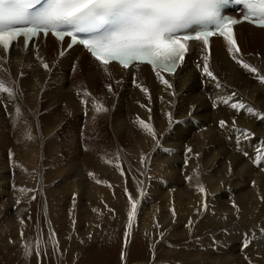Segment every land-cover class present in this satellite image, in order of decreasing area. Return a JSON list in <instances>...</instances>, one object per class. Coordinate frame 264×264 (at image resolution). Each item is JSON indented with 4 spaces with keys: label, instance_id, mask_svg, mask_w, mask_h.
I'll list each match as a JSON object with an SVG mask.
<instances>
[{
    "label": "bare ground",
    "instance_id": "bare-ground-1",
    "mask_svg": "<svg viewBox=\"0 0 264 264\" xmlns=\"http://www.w3.org/2000/svg\"><path fill=\"white\" fill-rule=\"evenodd\" d=\"M237 35L244 59L238 58L251 62L257 73L245 75L231 59L227 41L214 38L209 67L219 88L202 72L201 42L191 43L185 64L174 75L162 73L171 89L148 66L128 70L116 64L104 66L80 46L59 57V42L51 36L40 38L36 47L17 44L16 51L0 52V82L14 93L9 98L0 92V264H38L36 248L41 249L39 264H252L253 260L263 264L264 156L262 148L257 150V140L264 138L260 130L264 119L248 112L237 119L231 113L227 118L215 115L228 105L234 91L250 98L255 113L264 115V81L258 79L264 75V29L241 23ZM95 103V110L84 107ZM212 108L219 109L209 112ZM87 109L96 114L94 118H84ZM125 109L127 120L121 113ZM211 114L217 124L206 133L207 142L215 145L219 138L228 149L187 151L182 159L185 151L170 146L168 164H161L163 174L151 176V168L145 173L140 167L146 157L139 160L129 145L124 143L127 149H123V143L118 144L132 135L126 132L123 138L118 128H140L148 141L153 136L141 121L152 128H202ZM220 120L229 125L235 120L242 128L220 129ZM106 125H112L109 131L117 142L110 161L104 159L101 144ZM243 130L256 136L246 138ZM142 144L151 160L154 144L145 140ZM245 152L246 158L232 159L239 166L235 171L233 164L224 172L211 165L217 158L230 160ZM256 159L262 162L254 163ZM74 161L79 164H70ZM91 167H98L97 172ZM76 168L79 179L73 177ZM133 200L137 212L129 227ZM248 240L251 243L244 247Z\"/></svg>",
    "mask_w": 264,
    "mask_h": 264
},
{
    "label": "snow or ice",
    "instance_id": "snow-or-ice-1",
    "mask_svg": "<svg viewBox=\"0 0 264 264\" xmlns=\"http://www.w3.org/2000/svg\"><path fill=\"white\" fill-rule=\"evenodd\" d=\"M229 2L230 0H45L42 9L33 13L30 9L40 3V0H0V50L10 53L18 50L17 44L28 47L41 35H51L62 43L67 39L68 48L76 44L82 45L91 57L104 66L115 62L128 69L147 64L161 83L171 89L172 84L162 73L175 74L186 58L189 43L202 42L208 48L210 38L219 36L227 41L231 59L255 74V67L238 58L241 50L237 45L234 27L243 21L264 29V0H234L246 10L242 19L223 14L224 6ZM80 33L90 34V38H81L78 35ZM209 56L203 59L202 72L215 81L219 88L221 85L218 77L209 67ZM43 67L48 69L49 65L44 63ZM258 79L264 81V75ZM108 90L111 91L110 85ZM142 90L148 91L146 88ZM0 92L6 93L9 98L14 96L13 90L2 82ZM235 95L233 92L232 96ZM231 107L257 114L258 118L264 119V115L255 113L252 107L243 103L234 102ZM169 119L171 121V114ZM141 124L153 138L156 137L150 125L143 121ZM219 126L225 128L227 121H219ZM241 135L247 138L254 136V133L243 130ZM187 151L191 152L192 149L188 148ZM244 155L247 156L248 153L245 152ZM261 162L259 159L254 160L257 164ZM200 191L206 196L204 188ZM129 200H132L131 196ZM207 207L205 200L204 210ZM233 207L237 206L233 204ZM172 211L175 214V209ZM136 212L137 205L133 200L127 214L129 227L132 226ZM260 234L264 236V229L260 230ZM23 236L21 232V237ZM250 243L251 240L246 241L244 247H248ZM34 252L39 264L41 249L36 248ZM25 253L32 254L28 249H25Z\"/></svg>",
    "mask_w": 264,
    "mask_h": 264
},
{
    "label": "rangeland",
    "instance_id": "rangeland-1",
    "mask_svg": "<svg viewBox=\"0 0 264 264\" xmlns=\"http://www.w3.org/2000/svg\"><path fill=\"white\" fill-rule=\"evenodd\" d=\"M248 51H249V53H250V55H255V51H252V52H250L251 50L250 49H248ZM247 55V57H248V53L246 54ZM250 66L251 67H253L254 65L250 62ZM238 68H240L242 71H243V73L245 74V75H248V74H250V72L248 71V70H246V69H244L243 67H238ZM83 78V77H82ZM231 93H233V92H231ZM234 93L236 94L234 97H232V98H230L231 99V101L228 103V105L226 106V107H223V111H224V114H222L223 113V111H219V110H217V109H219V108H217V109H214L215 108V106H213L214 108H212L213 110H209V112H214L215 110H217V112L215 113V115H222L224 118H227L228 117V114L229 113H231L232 115H234L236 118L235 119H237V118H239V117H241V116H243V118H245V114L247 113L246 111H243V110H238V109H233L232 107H231V103H234V102H239V103H243V104H245L247 107H251L253 104H252V102L250 101V98H248V97H246V96H244L243 95V97L242 96H240L239 94H238V92L237 91H234ZM257 97H255V99H256ZM246 99V100H245ZM252 99H254V98H252ZM261 101H263L264 102V97L262 98V100ZM250 103V104H249ZM84 107H86V108H91V109H94L95 110V108L97 107V103H95V104H89V106H86V105H84ZM104 109H106L107 111H109L110 109L109 108H104ZM228 110V112H226ZM127 111H126V109L124 110V112L122 111L121 113L123 114H120V115H122V116H125L124 118H123V120H127L126 119V117L127 118H129V114H127L126 113ZM262 111H260L259 113H260V115H262V113H261ZM104 113H106L105 111H104ZM111 111H109L108 112V116H110V117H112L111 116ZM83 115H84V118H86V116H87V118H88V116H89V118H91V116H92V118H94L95 117V113H93L91 110H88L87 109V111H83V113H82ZM214 114V113H213ZM213 114H211L210 116H207V117H210L209 118V121H206L207 123H205V126L204 127H202V128H199V127H189V128H187V129H184V128H174V129H161V128H153L154 129V131H155V133H156V137L157 138H153V137H150V138H147L148 139V141L146 140V138H144V136L146 137V132L144 131V130H142V129H140V128H131V129H129V127H123V128H118L119 129V132H120V130H121V132H124V134H122V133H119V134H121V135H123V138L126 136V135H128L127 133H130V132H132V135H128L127 136V138H124V139H126V140H124V139H122V140H119L118 141V144L119 145H121V143H123L122 145H121V147L123 148V149H127V147H125V145H124V143L126 144V146H128L129 145V148H132L133 149V153H134V155L135 154H138V156H139V160H141L142 158H145L146 157V161H145V164L147 165H145L144 163H143V165L144 166H146V167H140L141 169H146L145 170V173H147L146 171L148 170V169H150L151 168V170H150V174H151V176L153 175V173H154V175L153 176H155V175H159V174H163V172H162V168H161V164L163 165H166V164H168V162L166 161V159L169 161V159H170V157H168V155L167 154H169L170 155V152H171V150H172V148H170V146L172 147L173 145H176L177 146V148L181 151L182 149L185 151V152H183V154L180 156V158L183 156V155H185L186 153H187V149L188 148H192V151L191 152H194V151H196V150H198V149H200V150H202V151H205V150H208L209 148H214V149H216V148H218V146L219 147H223L224 145H222L221 146V143H222V141H221V139H219V138H217L216 139V144L214 145V143L213 144H208V142L207 141H209V139H210V137L208 136V138L206 137L207 136V134L206 133H212V131H208V130H210L211 128H215L216 127V124L217 123H214L215 121L212 119V118H214L212 115ZM91 115V116H90ZM212 116V117H211ZM82 119H84L83 117H81ZM130 119H131V117H130ZM130 119H129V122H130ZM214 119H216V117L214 118ZM84 120H86V119H84ZM217 120H219V119H217ZM221 121V120H220ZM121 122V125L122 124H124V122H122V120L120 121ZM252 121H250L249 123H251ZM208 124V125H207ZM219 124V123H218ZM120 125V126H121ZM91 126H92V124H91ZM112 125H106V127L104 126V128H103V135H104V140L102 141V143L101 144H103L102 146L104 147V150H105V158L104 159H107V160H113L114 159V152H115V149H116V147H117V145L115 144V143H117L113 138H114V136H113V134L114 133H110L111 131H109V130H112V127H111ZM87 127V126H86ZM93 127V126H92ZM220 127V126H219ZM105 128H107V130L105 129ZM110 128V129H109ZM126 128H128V131H127V129ZM196 128V129H195ZM226 128H231L230 129V131H234V130H240L241 128H242V126L240 125V124H236V122H235V124L234 125H229L228 123H227V126H226ZM87 129H88V132L89 133H91L92 134V130L90 129V128H88L87 127ZM90 129V130H89ZM114 129V128H113ZM126 129V130H125ZM136 129V130H135ZM184 129V130H183ZM220 129H221V127H220ZM264 128H262V129H260L261 131H264L263 130ZM137 130H139V132L137 131ZM204 130H205V133H204V135L202 134L203 132H204ZM206 130H207V132H206ZM109 131V132H108ZM137 131V132H136ZM140 131H141V133L143 134H141L140 133ZM143 131V132H142ZM202 131V132H201ZM114 132V131H113ZM127 132V133H126ZM225 132V133H224ZM223 133H222V136L223 137H225V135H226V131H224ZM168 133V134H167ZM171 135H170V134ZM106 134V135H105ZM131 134V133H130ZM141 134V135H140ZM145 134V135H144ZM183 134V135H182ZM188 134V135H187ZM125 135V136H124ZM137 135H139V136H137ZM169 137H168V136ZM201 135V136H200ZM206 135V136H205ZM132 138H131V137ZM135 136V137H134ZM142 136V137H141ZM170 136H171V138H170ZM176 136V137H175ZM185 136V139L183 138ZM256 136V134L254 133V136H253V138ZM187 137V138H186ZM202 137H204V138H202ZM116 138V137H115ZM136 138V141L134 140ZM160 138V139H159ZM167 140H165V139ZM181 140H180V139ZM189 138L191 139V140H189ZM132 139V140H131ZM154 139V140H153ZM172 139V140H171ZM202 142V140L201 139H203L204 140V143H201L199 140ZM264 138H260L259 140H257V145H259L258 147H257V150H259L260 148H262V149H260V150H263V156H264V140H263ZM128 140V141H127ZM139 140V142H137ZM146 141L148 144H151V143H153L154 144V147H153V149L151 150V151H153V152H151V160L150 159H147L148 158V154H147V152H146V150H145V148H144V146H143V144H142V142L143 141ZM157 140V141H156ZM164 140V141H163ZM188 140V141H187ZM124 141V142H123ZM134 141L136 142V144L134 143ZM151 141V142H150ZM173 142V143H170V142ZM176 141H178V142H176ZM190 141V142H189ZM82 142H83V140H82ZM126 142H131V143H126ZM166 142V143H165ZM168 142V143H167ZM184 142H186V143H184ZM196 142H198V143H196ZM206 142V143H205ZM263 144H262V143ZM134 143V144H133ZM158 143V144H157ZM195 143V144H194ZM182 144V145H181ZM199 145V148H198V145ZM204 144H205V147H204ZM208 144V147H206V145ZM135 145V146H134ZM167 146L166 148H168V146H169V148L167 149V151H166V148H165V146ZM116 146V147H115ZM124 146V147H123ZM131 146V147H130ZM133 146V147H132ZM137 146V147H136ZM159 146V147H158ZM161 146V147H160ZM209 146H211V147H209ZM237 145H235V147H236ZM261 146V147H260ZM263 146V147H262ZM142 147V148H141ZM142 149V151H141V149ZM206 148V149H205ZM140 149V150H139ZM156 149H157V151L159 152V154H157L158 152L156 151ZM169 149H171V150H169ZM224 149L225 150H227L228 149V147L225 145L224 146ZM178 150V151H179ZM132 151V150H131ZM143 151L145 152V153H143ZM165 151V152H164ZM161 152L163 153V154H161ZM143 153V155H141ZM154 153V154H153ZM108 154V155H107ZM161 154V155H160ZM229 154H231V153H228V155ZM133 155V156H134ZM165 155H166V157H165ZM162 157V159H161V157ZM107 157V158H106ZM141 157V158H140ZM156 157V158H155ZM207 157H210V155H208ZM246 158L245 156H235V157H233V158H231L230 160H229V158H224V157H221V159L220 158H217V159H215L214 161H215V163H211V165H214V166H216V171H218L217 169H219V172H224V171H231V169H230V164L232 165L233 164V160H235V158ZM134 158V157H133ZM157 158H160V159H158L157 160ZM166 158V159H165ZM152 159H153V163H154V161H155V165L152 163L151 164V162H152ZM155 159V160H154ZM182 159H184V156H183V158ZM233 159V160H232ZM133 160H135L136 161V159H133ZM150 160V161H149ZM157 160V161H156ZM250 160H252V159H250ZM257 160V159H256ZM223 161V162H222ZM147 162V163H146ZM217 162V163H216ZM235 162V161H234ZM73 163L77 166L78 164H79V162L78 163H76L75 161L74 162H72V163H70V164H72L73 165ZM87 164H89V162H86ZM151 165H150V164ZM158 163V164H157ZM159 163H160V167H159ZM170 163V162H169ZM221 164V165H220ZM235 164V163H234ZM232 165V167H233V170L235 171L236 169H238L239 168V166L237 167V166H235V165ZM57 166H58V164H56ZM149 166V167H148ZM152 166H154V167H152ZM159 168H158V167ZM218 166H220V167H218ZM65 167H67L66 169L68 170V168H69V164L67 163L66 165H65ZM231 167V168H232ZM92 168V167H91ZM97 168L98 167H95L94 169L92 168V171H94V170H96V171H94V172H97ZM152 168H154L155 170H152ZM158 168V169H157ZM161 168V169H160ZM256 168V167H255ZM156 169H157V171H159V172H157L156 171ZM227 169V170H226ZM161 170V171H160ZM70 172V171H69ZM73 174H74V176L73 177H76L77 175V179H79V177L81 178V175H80V172L78 171V168H76V170H74V172H73ZM95 174V173H94ZM232 174V172H229L228 173V175H231ZM57 177V176H56ZM56 177H52L51 178V180H60V177H58V179L56 178ZM54 178H56V179H54ZM70 179H72V176L70 177ZM145 198H146V196H144ZM247 231H240L239 232V234H242V236L246 233ZM244 233V234H243ZM246 235V234H245ZM242 257L244 256V255H241ZM245 257H243V259H244ZM252 264H262V263H259V262H256L255 260H253V263ZM264 264V263H263Z\"/></svg>",
    "mask_w": 264,
    "mask_h": 264
}]
</instances>
